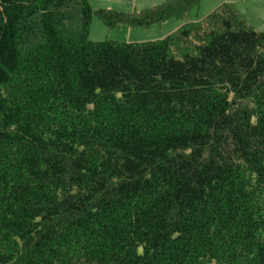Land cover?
Returning a JSON list of instances; mask_svg holds the SVG:
<instances>
[{
    "label": "trees",
    "instance_id": "16d2710c",
    "mask_svg": "<svg viewBox=\"0 0 264 264\" xmlns=\"http://www.w3.org/2000/svg\"><path fill=\"white\" fill-rule=\"evenodd\" d=\"M200 2L0 0V264H264V32L88 40Z\"/></svg>",
    "mask_w": 264,
    "mask_h": 264
},
{
    "label": "rangeland",
    "instance_id": "374dc122",
    "mask_svg": "<svg viewBox=\"0 0 264 264\" xmlns=\"http://www.w3.org/2000/svg\"><path fill=\"white\" fill-rule=\"evenodd\" d=\"M166 0H88L92 10H111L121 13H136L152 8ZM222 3L231 4L246 23L255 32H264V0H201L197 8H193L184 19H170L162 24L149 28H128L116 26L107 28L100 19L93 15L88 30L91 42L116 41L119 43H143L161 40L176 31L186 22H197L204 18Z\"/></svg>",
    "mask_w": 264,
    "mask_h": 264
}]
</instances>
